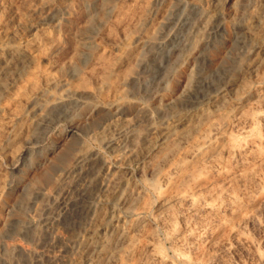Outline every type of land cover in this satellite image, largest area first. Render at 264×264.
<instances>
[{
    "label": "bare ground",
    "instance_id": "obj_1",
    "mask_svg": "<svg viewBox=\"0 0 264 264\" xmlns=\"http://www.w3.org/2000/svg\"><path fill=\"white\" fill-rule=\"evenodd\" d=\"M201 2L164 74L169 91L153 95L164 112L159 123L135 130L121 106L109 105L112 121L98 137L120 157L97 162L89 181L58 200L85 221L62 228L54 264H264V0H251L236 31L244 41L239 63L219 80L204 74L223 66L217 58L230 35L208 63L206 37L227 26L228 11L221 0ZM44 28L20 45L0 32V90L15 83L25 57L45 53L43 41L60 45ZM88 46L81 48L94 54ZM130 50L126 45L116 54L119 64ZM53 97L62 99L60 92ZM96 107L86 106L82 115ZM0 120L10 143L28 130L17 116L0 114ZM86 156L79 153L77 162Z\"/></svg>",
    "mask_w": 264,
    "mask_h": 264
},
{
    "label": "rangeland",
    "instance_id": "obj_2",
    "mask_svg": "<svg viewBox=\"0 0 264 264\" xmlns=\"http://www.w3.org/2000/svg\"><path fill=\"white\" fill-rule=\"evenodd\" d=\"M201 1L0 0V32L7 31L10 45L22 44L43 27L60 38L58 47L50 39L43 41L45 53L25 57L15 83L0 90L4 120L17 116V121L28 124L25 136L10 143L0 120V264H54L53 250L63 242L62 228L85 221L71 207L61 209L58 200L89 181L97 162H116L120 157L98 137L104 124L112 121L109 105L121 106L128 121L137 125L135 130L159 123L164 112L153 103V95L169 91L164 74L200 15ZM221 1L220 7L228 11L227 26L207 36L205 46L208 63L221 39L230 35L217 58L223 66L215 64L204 74L217 80L239 63L244 41L236 31L251 4ZM84 44L96 52H85ZM126 45L131 46L130 54L119 64L116 54ZM57 92L61 100L53 97ZM91 104H97L92 114L82 115ZM83 151L87 156L77 162ZM158 237L165 242L160 233Z\"/></svg>",
    "mask_w": 264,
    "mask_h": 264
}]
</instances>
